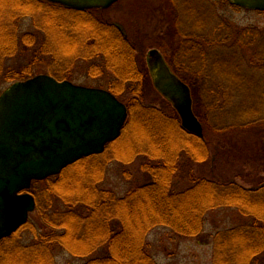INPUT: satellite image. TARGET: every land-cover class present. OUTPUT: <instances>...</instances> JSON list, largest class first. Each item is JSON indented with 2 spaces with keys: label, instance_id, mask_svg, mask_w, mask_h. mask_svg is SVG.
<instances>
[{
  "label": "trees",
  "instance_id": "16d2710c",
  "mask_svg": "<svg viewBox=\"0 0 264 264\" xmlns=\"http://www.w3.org/2000/svg\"><path fill=\"white\" fill-rule=\"evenodd\" d=\"M173 1L181 2L192 16L197 9L199 28L181 30V42L177 48L167 49L166 55L177 74L191 87L194 111L204 126V136L186 130L169 102H162L161 107L148 102L151 76L138 66L136 47L118 28L114 29L112 42L113 28L105 23L103 36L84 43L87 48L83 56L87 60L98 57L108 63L113 55V75L119 81L108 89L121 100L129 98L126 99L129 117L121 136L115 140L127 142L120 143L122 154L114 159L130 163L138 156L145 157L143 169L150 179L123 196L103 188V163L107 158L103 154L108 153L109 143L104 153L84 157L59 175L34 181L31 191L38 184L47 195L43 204L35 195L42 223L35 227L29 220L4 238L0 242V264H58L59 250L84 259L80 264H158L147 242L154 228L164 226L181 236H196L204 229L207 212L224 206L238 208L250 220L216 233L213 264H264V258L260 259L264 253V181L248 188L233 179L217 181L196 176L181 190L174 189L182 157L206 161L214 140L219 143L218 148L230 142L235 151L248 157L258 156L264 162V29L238 28L227 23L208 0L212 6L207 12L211 22L215 20L214 29L209 31L205 25L210 21L199 19L205 17L200 1ZM45 7L47 12L71 13L68 17L73 19L72 24L57 23V16L47 18ZM90 14L88 10H75L46 0H0V24L4 19L6 22L0 31V76L12 83L43 72L41 68L33 69L36 57L19 70L10 65L15 57L31 51L33 56L39 53L52 56V67L60 64L55 57L57 53L78 61L76 58L80 56L75 47L79 42L73 36H65L62 27L94 32L96 28L86 18ZM40 16L47 18V25L39 27L44 36L37 52L38 38L34 33L22 32L21 23L25 18L37 20ZM52 67L48 70L50 74L66 78L62 76L64 72ZM140 138L143 142H138ZM72 166L78 171L84 167L92 175L91 183L83 187L77 181L76 188L80 189H73L70 177L67 178V169ZM96 166L98 173L91 172ZM89 173L82 177H88ZM24 232L28 234L26 241Z\"/></svg>",
  "mask_w": 264,
  "mask_h": 264
},
{
  "label": "rangeland",
  "instance_id": "374dc122",
  "mask_svg": "<svg viewBox=\"0 0 264 264\" xmlns=\"http://www.w3.org/2000/svg\"><path fill=\"white\" fill-rule=\"evenodd\" d=\"M198 1L204 6L201 7L200 10H203L202 14L205 15L204 18L199 17V19H203V22L205 20H208V22L210 21L205 26L207 29L210 28L209 31L213 30L215 20L212 19L214 21L211 22L210 14L207 12L208 9L210 10L209 6H212V4L208 0H204V2L203 0ZM210 1L214 4L216 13L221 15V18L223 17L227 23L231 22L238 26V28L244 26H258L264 29V11L234 5L228 0ZM43 12L47 18L50 16V19L57 16V23L64 21L67 24H72L71 22H73V19L68 17L71 13L66 11L53 10L52 12H47V7H45ZM191 14L189 9H186L181 2L179 3L173 0H119L111 8L99 11L93 10L90 17H86L92 22V27L96 28L94 32H85L84 30H77L74 28L71 30V28L66 25L62 27V32L65 36H73L79 42L75 47V52H78L77 54L80 56L77 57L78 59L76 58L78 61H71L72 59L65 57V55L61 53H57L55 57L60 64L52 67L50 65L52 56L41 55V53L33 56L34 53H31V51L28 54L15 57L10 65L19 70L21 66L32 60L34 61L36 57L32 65L34 71L44 69L42 73L50 74L48 70L52 67V69L56 71L64 72L62 76L64 75L66 77L65 79H69L77 84L110 88L112 77L110 75V67L108 66L111 62L107 60L106 62L109 64L105 63L102 59L98 60L97 56V59L87 60L83 56L87 48V44L84 43H87L92 37L98 38L99 35L103 36L104 33H102L101 30L105 23L111 25L113 28V32L110 36L112 42L115 28L122 29L125 32L129 38V42L136 47L138 66L148 70V65H150L148 63V54L151 50H161L168 59L166 55L168 53L167 49L177 48L178 44L181 42L180 31L188 29L197 30L199 28L195 18L198 15L197 9L193 11V16ZM91 15L93 16L91 17ZM206 17L208 19H206ZM43 18L42 16L38 17V22L33 18H25L21 23L22 32L34 33L35 37L38 38L37 52H39L40 45L42 44V37L44 36L40 30L43 29V24L47 25V18ZM82 19L84 20L85 17H82ZM211 23H213V25L210 26ZM1 24L0 31L4 30V26H6L5 19L2 20ZM36 24L38 28L35 26ZM203 29L205 28L203 27ZM97 44L96 42V46L99 47L100 44ZM93 68L97 71H91ZM148 72L150 74V69ZM116 81H119V79H115L113 75V82ZM10 83L8 79L0 76V94ZM148 87L150 96L147 100L149 103L161 107L162 102L167 101L172 105V103L165 99L161 92L155 87L152 78L148 83ZM126 95L131 96L129 93ZM126 99L128 100L129 98ZM126 99L123 98L121 101L127 103ZM140 141L143 142L142 139L138 140V142ZM117 142L110 143L109 151H107L108 153L103 154V157L107 156V158L103 163L105 167V178L101 186L116 192L119 196H123L135 185L147 182L150 176L143 169V163L146 161V158L143 156H138L130 163H123L114 159L122 154L119 149L121 144L127 141L123 140L122 143L120 142L121 144ZM213 142L214 144L210 149V156L204 162L194 161L186 156L182 157L179 172L175 178V190H181L186 187L190 184L191 178L196 176H203L217 181H229L233 179L236 180L237 183L248 188L255 187L261 181H264V162L257 158L258 156L248 157L245 153H239L234 150V146L230 142L221 145L219 148V143L215 140ZM75 166L67 169V178L70 177L69 180L72 181L71 185L73 189H80V187L76 188V182L79 181L80 185L83 187L87 186L89 182L91 183L92 175L86 172V170H83L84 167H81L83 171L81 169H79L81 171H78ZM92 168V171L90 169L88 170L98 173L99 169L97 166ZM85 173H89V176L82 177V174ZM63 180L66 181L65 178H63ZM61 182L63 183V181ZM34 192L31 191L34 196L40 197L41 204H43V200L47 199V195L43 188L37 184L34 188ZM36 202L38 205L37 198ZM51 206L52 205H50V207ZM54 206H52V208ZM59 207L61 208L63 205L59 204ZM29 220H31L35 227L41 225L42 220L37 208L30 214ZM249 220L250 218L236 207L224 206L209 210L206 215L204 229L198 235L186 237L178 235L171 228L164 226L156 227L147 237L148 248L158 264H213L216 233L220 230L240 226L247 223ZM27 238L28 234L24 232V240L26 241ZM263 258L264 253L261 255L260 259ZM56 260L58 264H80L84 259L76 258L63 250H59L56 253Z\"/></svg>",
  "mask_w": 264,
  "mask_h": 264
},
{
  "label": "water",
  "instance_id": "95a60500",
  "mask_svg": "<svg viewBox=\"0 0 264 264\" xmlns=\"http://www.w3.org/2000/svg\"><path fill=\"white\" fill-rule=\"evenodd\" d=\"M75 9L111 7L119 0H48ZM264 11V0H229ZM151 57L156 88L177 110L182 126L200 137L190 86L161 52ZM128 108L108 89L38 74L0 95V242L29 221L36 209L32 182L60 174L84 157L101 154L122 134Z\"/></svg>",
  "mask_w": 264,
  "mask_h": 264
},
{
  "label": "flooded vegetation",
  "instance_id": "af4514ba",
  "mask_svg": "<svg viewBox=\"0 0 264 264\" xmlns=\"http://www.w3.org/2000/svg\"><path fill=\"white\" fill-rule=\"evenodd\" d=\"M113 6V5H112ZM111 6V7H112ZM110 7V8H111ZM109 9V8H108ZM93 10H97V11H99V10H106V9H99V8H92V9H88V11H91V13L93 12ZM85 11V10H84ZM93 15H91V17H92ZM113 24V23H112ZM119 29V28H118ZM121 32H122V34L124 35V37H126V39L127 40H129V38L127 37V35L125 34V32L122 30V29H119ZM162 54H163V56H164V58H165V60H166V62L168 63V65L170 66V68H171V70L174 72V73H176L177 74V72H176V70L173 68V66L171 65V63L169 62V60L167 59V57L165 56V54L161 51V50H159ZM113 54V53H112ZM148 63L150 64V65H148V71H149V69H150V72H151V74H152V64H151V57L149 56V54H148ZM110 61H111V64H110V75H111V77H112V82H111V88H113V55H112V57H111V59H110ZM153 75V74H152ZM179 75V74H178Z\"/></svg>",
  "mask_w": 264,
  "mask_h": 264
}]
</instances>
